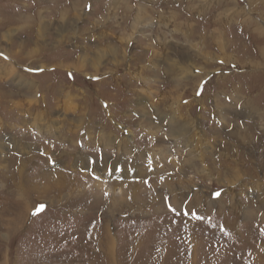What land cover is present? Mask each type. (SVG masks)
<instances>
[{
	"label": "rangeland",
	"instance_id": "374dc122",
	"mask_svg": "<svg viewBox=\"0 0 264 264\" xmlns=\"http://www.w3.org/2000/svg\"><path fill=\"white\" fill-rule=\"evenodd\" d=\"M72 5L0 0V264H264V0Z\"/></svg>",
	"mask_w": 264,
	"mask_h": 264
},
{
	"label": "bare ground",
	"instance_id": "6f19581e",
	"mask_svg": "<svg viewBox=\"0 0 264 264\" xmlns=\"http://www.w3.org/2000/svg\"><path fill=\"white\" fill-rule=\"evenodd\" d=\"M69 1V0H68ZM82 1V0H81ZM37 2V1H36ZM71 2L73 3V5H72V9H74L75 8V3H76V0H71ZM125 6L127 7L128 6V4H125ZM162 12L163 11H160L159 12V15H162ZM158 14V13H157ZM139 17V16H138ZM23 18V17H22ZM161 19V18H160ZM128 175H129V173H128ZM118 191V190H117Z\"/></svg>",
	"mask_w": 264,
	"mask_h": 264
}]
</instances>
